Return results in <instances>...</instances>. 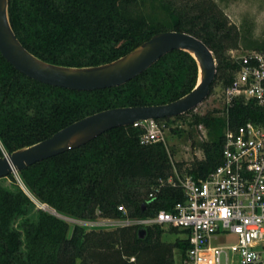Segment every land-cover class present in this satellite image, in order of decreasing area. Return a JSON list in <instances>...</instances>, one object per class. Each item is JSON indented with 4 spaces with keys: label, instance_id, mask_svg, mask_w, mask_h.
<instances>
[{
    "label": "trees",
    "instance_id": "trees-1",
    "mask_svg": "<svg viewBox=\"0 0 264 264\" xmlns=\"http://www.w3.org/2000/svg\"><path fill=\"white\" fill-rule=\"evenodd\" d=\"M146 2L151 13L143 9ZM8 18L21 44L53 64H103L155 33L174 30L201 39L213 52L216 75L209 94L217 82L228 87L237 69L227 54L236 47L232 26L214 0H8ZM252 49H264V43ZM196 79L195 60L182 50L163 55L120 86L92 91L33 80L0 54V157L104 109L171 102L189 92ZM246 121L264 123V106L234 99L226 117L194 116L193 122L207 129L209 139L201 145L203 158L192 160L185 173L206 177L220 163L223 128ZM142 131L132 125L114 127L77 148L19 170L26 192L12 174L1 178L0 264H180L186 239L162 238L166 231L184 234L174 227L146 226L143 238L135 225L95 230L73 224L69 233L67 220L34 207L37 201L75 220L121 218L118 206L132 218L171 208L182 199L176 171L184 164L171 161L163 142L141 143ZM168 178L176 184L165 183ZM4 180L7 185L1 183ZM160 180L164 183L159 192L148 198Z\"/></svg>",
    "mask_w": 264,
    "mask_h": 264
},
{
    "label": "built area",
    "instance_id": "built-area-1",
    "mask_svg": "<svg viewBox=\"0 0 264 264\" xmlns=\"http://www.w3.org/2000/svg\"><path fill=\"white\" fill-rule=\"evenodd\" d=\"M237 64L231 84L223 89V113L234 99L244 105L264 106V49H246L229 56ZM140 142L164 143V125L157 119L138 121ZM182 199L151 216L132 218L123 206L121 218L97 217L75 220L52 210V214L75 221L87 229L112 230L124 226L158 225L184 231L187 249L180 264H264V123L246 121L226 124L220 163L204 178H177ZM150 189L153 198L163 185ZM167 184L175 185L172 178ZM98 214V212H96ZM234 236L230 243L214 244L220 237Z\"/></svg>",
    "mask_w": 264,
    "mask_h": 264
},
{
    "label": "water",
    "instance_id": "water-1",
    "mask_svg": "<svg viewBox=\"0 0 264 264\" xmlns=\"http://www.w3.org/2000/svg\"><path fill=\"white\" fill-rule=\"evenodd\" d=\"M173 50L185 51L195 60L197 79L189 92L164 104L104 109L73 121L41 141L3 152L0 179L12 174L25 191L17 172L27 166L77 148L114 127L185 114L208 97L216 75V60L209 47L191 34L174 30L155 33L124 55L99 65L73 67L44 61L18 40L8 18V0H0L1 56L22 74L44 84L78 91L120 86ZM137 233L143 238L146 230L139 227Z\"/></svg>",
    "mask_w": 264,
    "mask_h": 264
},
{
    "label": "rangeland",
    "instance_id": "rangeland-1",
    "mask_svg": "<svg viewBox=\"0 0 264 264\" xmlns=\"http://www.w3.org/2000/svg\"><path fill=\"white\" fill-rule=\"evenodd\" d=\"M178 1V0H173ZM217 6L225 14L228 23L232 26V34L236 40V47L227 51L231 53L241 52L246 49H252L259 43H264V0H214ZM144 11L151 13V5L146 2ZM223 87L220 82L215 83L212 93L191 112L182 114L180 117H171L167 121L160 122L164 125V144L170 154L172 162H183L181 171H176V177L181 179L187 175L185 168L194 159L203 158L201 145L209 139L207 129L200 124H195L194 116L212 114L214 116H224L223 113ZM175 128L176 132L171 129ZM225 127L222 130L224 133ZM8 180L1 181L4 185ZM21 183V182H20ZM22 185V184H21ZM35 209H43L52 212L46 205L34 201ZM44 205V206H43ZM68 218V217H67ZM70 219V218H69ZM68 222L73 226L75 221ZM166 230V229H165ZM183 238L182 233L172 234L164 232L162 238L166 241H174L175 238ZM234 236L220 237L214 240V244L230 243ZM176 262L180 261L178 250H174Z\"/></svg>",
    "mask_w": 264,
    "mask_h": 264
}]
</instances>
